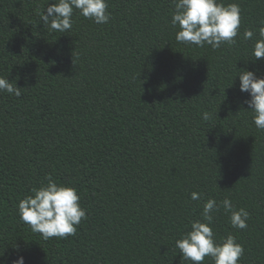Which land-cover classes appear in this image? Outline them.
I'll use <instances>...</instances> for the list:
<instances>
[{"label": "trees", "instance_id": "obj_1", "mask_svg": "<svg viewBox=\"0 0 264 264\" xmlns=\"http://www.w3.org/2000/svg\"><path fill=\"white\" fill-rule=\"evenodd\" d=\"M54 2L0 0V77L21 92H0V264H190L175 242L209 198L249 213L234 229L220 207L216 240L231 234L238 264H264V130L237 76L264 78L252 56L264 0H218L241 24L217 49L175 40L173 0H106L107 23L74 10L63 33L40 19ZM48 176L80 197L74 236L44 240L19 219Z\"/></svg>", "mask_w": 264, "mask_h": 264}, {"label": "clouds", "instance_id": "obj_2", "mask_svg": "<svg viewBox=\"0 0 264 264\" xmlns=\"http://www.w3.org/2000/svg\"><path fill=\"white\" fill-rule=\"evenodd\" d=\"M174 10L171 25L179 30L175 40L189 46L212 49L222 44L235 45L238 29L241 24L240 7L237 3L224 4L218 0H173ZM106 0H55L40 11V19L44 26L61 33L72 27L74 10L84 18L97 24H105L109 20ZM258 39L252 47L254 59H264V21L258 29ZM254 32L246 29L244 40H252ZM239 90L248 93L250 99L245 103L251 109L252 122L259 130H264V78H258L253 71L243 70L238 75ZM236 77V76H235ZM0 92L21 95L20 88L0 77ZM202 120L210 119L208 112L202 113ZM47 184L33 188L32 195L26 196L18 203V216L21 222L28 225L32 232L38 233L44 240L53 237L66 238L74 236L77 226L86 219V212L80 206V197L73 187L58 185L50 176ZM190 198L201 199V194L193 192ZM223 207L229 213V223L234 229L247 227L249 213L240 208L236 210L228 198L219 203L209 198L202 206V219L190 222V230L175 242L178 253L190 264H203L205 257L212 264H238L242 257L243 246L236 242L235 236L229 234L217 241L211 227L213 213ZM12 264H24L23 256H18Z\"/></svg>", "mask_w": 264, "mask_h": 264}]
</instances>
